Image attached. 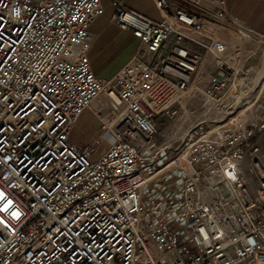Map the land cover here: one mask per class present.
I'll return each mask as SVG.
<instances>
[{"label": "built area", "instance_id": "2783aa9c", "mask_svg": "<svg viewBox=\"0 0 264 264\" xmlns=\"http://www.w3.org/2000/svg\"><path fill=\"white\" fill-rule=\"evenodd\" d=\"M154 3L160 19L113 1L140 46L103 78L102 0H0V264H264V32L225 0ZM96 100L111 116L78 145ZM192 116L165 158L162 122ZM161 173L178 200L157 221L143 198Z\"/></svg>", "mask_w": 264, "mask_h": 264}, {"label": "rangeland", "instance_id": "374dc122", "mask_svg": "<svg viewBox=\"0 0 264 264\" xmlns=\"http://www.w3.org/2000/svg\"><path fill=\"white\" fill-rule=\"evenodd\" d=\"M126 4L129 7H133L145 13H150L153 15H157L159 10L156 8L154 0H126ZM107 16L104 17L103 21V33L99 36L104 38L100 48V57L103 58L105 63L104 69H111L112 67H116L118 64L122 63L124 59L125 52L123 51L119 42L122 39V33L119 32L118 29L112 22L107 20ZM139 47H135L133 54ZM264 49V42H261L260 48L257 54V59L261 56L262 51ZM131 55V57L133 56ZM107 62V63H106ZM105 74L103 71L102 74ZM190 108L196 110L198 112L201 110V95L200 92L195 91L190 94ZM105 99V98H104ZM262 107H264V97L261 103ZM86 114L80 119L77 123V127L74 130V134L77 135L80 139L78 142L79 145L91 144L92 140L95 139L97 134H99V124H101L102 119H108L111 116V112L109 109L108 102L105 100H96L92 103L90 107L87 108ZM98 110H100L98 112ZM194 116L190 117L188 120L184 122V125H180V120L176 121V119L166 120L162 122L161 131L164 135L165 139H170L171 149L169 152L165 153V158H167V154L171 157L175 155L173 152V148L179 144L180 137L183 135L186 127L189 126ZM97 120L99 123H97ZM105 145H101L97 147V151H101L105 148ZM248 164V162H245ZM164 177H166V173H161L156 178H154L147 186L145 187L143 203L145 206L153 207L157 206L155 212H150V208H147L148 218H154L160 220L163 219L167 215L166 213L170 212L169 205H167L168 201L178 200L177 195H171L165 191L164 187ZM168 197H171L167 199ZM173 203V202H171ZM159 221V220H157Z\"/></svg>", "mask_w": 264, "mask_h": 264}, {"label": "crops", "instance_id": "0c3cea01", "mask_svg": "<svg viewBox=\"0 0 264 264\" xmlns=\"http://www.w3.org/2000/svg\"><path fill=\"white\" fill-rule=\"evenodd\" d=\"M113 1L114 0H102V3L105 7V12L102 16L97 18L90 26V32L92 36L91 48L88 53L90 63H91L92 69L94 70L95 74L103 78H109L113 74H115L121 68V66L125 64L131 58V55L133 54L135 47L140 46V41L137 37H135L129 31L122 30L112 21V14L115 11ZM120 1H122L126 7H129L126 4V0H120ZM225 3H226L228 10L233 16L238 17L248 26L258 31L264 32V0H225ZM130 8H133V7H130ZM146 14L155 19H160L162 17L160 11L157 15H153L150 13H146ZM105 16H107L108 18L107 20H109V22H112L118 29H120L119 32L122 33V39L119 42V44L122 46L121 48L124 49L123 51L125 52L122 63L118 64L116 67H112L110 70L104 69L105 63L101 61L103 60V58L100 57V53H101L100 46L104 38H102L99 35L100 33L102 34L104 32L102 24H103ZM103 71L105 72V74L104 73L102 74ZM87 111L89 110L87 109L84 110V112L81 114V116L79 117L76 124L71 130L70 139L72 142L76 144H78L80 139L77 135L74 134V130L77 127V123L86 114ZM97 123H99L98 120H97ZM100 125L101 124H99V129H98L99 131H100ZM99 135H100V132L99 134H97L95 139L94 138L91 139L92 140L91 144H96V141Z\"/></svg>", "mask_w": 264, "mask_h": 264}]
</instances>
